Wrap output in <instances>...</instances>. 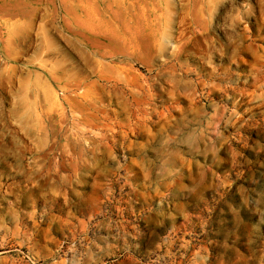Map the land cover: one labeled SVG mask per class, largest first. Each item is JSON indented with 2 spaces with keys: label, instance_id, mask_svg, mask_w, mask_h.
<instances>
[{
  "label": "rangeland",
  "instance_id": "rangeland-1",
  "mask_svg": "<svg viewBox=\"0 0 264 264\" xmlns=\"http://www.w3.org/2000/svg\"><path fill=\"white\" fill-rule=\"evenodd\" d=\"M0 264H264V0H0Z\"/></svg>",
  "mask_w": 264,
  "mask_h": 264
}]
</instances>
